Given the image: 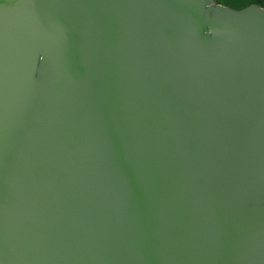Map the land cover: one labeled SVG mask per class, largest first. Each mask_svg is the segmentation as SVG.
<instances>
[{"label": "water", "instance_id": "water-1", "mask_svg": "<svg viewBox=\"0 0 264 264\" xmlns=\"http://www.w3.org/2000/svg\"><path fill=\"white\" fill-rule=\"evenodd\" d=\"M0 264H264V9L0 0Z\"/></svg>", "mask_w": 264, "mask_h": 264}, {"label": "trees", "instance_id": "trees-1", "mask_svg": "<svg viewBox=\"0 0 264 264\" xmlns=\"http://www.w3.org/2000/svg\"><path fill=\"white\" fill-rule=\"evenodd\" d=\"M215 4L240 9L248 4H255L264 9V0H213Z\"/></svg>", "mask_w": 264, "mask_h": 264}]
</instances>
